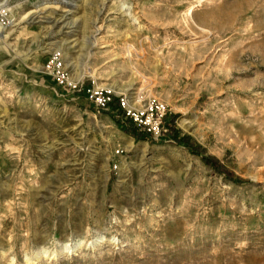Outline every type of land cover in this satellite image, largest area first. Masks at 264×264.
Listing matches in <instances>:
<instances>
[{
  "label": "rangeland",
  "instance_id": "obj_1",
  "mask_svg": "<svg viewBox=\"0 0 264 264\" xmlns=\"http://www.w3.org/2000/svg\"><path fill=\"white\" fill-rule=\"evenodd\" d=\"M0 264H264V0H0Z\"/></svg>",
  "mask_w": 264,
  "mask_h": 264
},
{
  "label": "built area",
  "instance_id": "obj_2",
  "mask_svg": "<svg viewBox=\"0 0 264 264\" xmlns=\"http://www.w3.org/2000/svg\"><path fill=\"white\" fill-rule=\"evenodd\" d=\"M57 60H59L57 56L52 57L48 66L51 67L55 65ZM60 71L58 72L60 73ZM59 79L61 82H64L65 80V78L62 76ZM93 97H95L97 106L103 109L106 108V105L112 100L111 94L103 93V91L101 92L99 90L93 93ZM123 105L128 108L129 114L133 116L135 122L138 123L142 129L154 132L158 135L163 129H167L165 127L167 105L163 101L153 99L149 102V105L145 111L141 112H138V110L135 111L133 108H131L128 100H123Z\"/></svg>",
  "mask_w": 264,
  "mask_h": 264
},
{
  "label": "bare ground",
  "instance_id": "obj_3",
  "mask_svg": "<svg viewBox=\"0 0 264 264\" xmlns=\"http://www.w3.org/2000/svg\"><path fill=\"white\" fill-rule=\"evenodd\" d=\"M65 19H66V16L63 18V15L60 16L59 18L57 19H54L53 23L55 26H62V28L64 27H67L66 23H65ZM65 23V24H64ZM68 24V23H67ZM115 86L114 85H110V88H114ZM116 88V87H115Z\"/></svg>",
  "mask_w": 264,
  "mask_h": 264
},
{
  "label": "trees",
  "instance_id": "obj_4",
  "mask_svg": "<svg viewBox=\"0 0 264 264\" xmlns=\"http://www.w3.org/2000/svg\"><path fill=\"white\" fill-rule=\"evenodd\" d=\"M204 160H205L206 162H208V163H213L214 166L217 167V165H215V163H214V162L212 161V159H210L209 157H204ZM219 170H222V168H219ZM226 174L232 176L230 172H226Z\"/></svg>",
  "mask_w": 264,
  "mask_h": 264
}]
</instances>
